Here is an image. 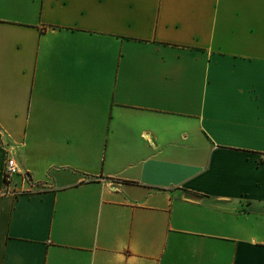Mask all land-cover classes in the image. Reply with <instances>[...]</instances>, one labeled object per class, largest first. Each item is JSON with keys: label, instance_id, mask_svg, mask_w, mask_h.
Masks as SVG:
<instances>
[{"label": "crops", "instance_id": "1", "mask_svg": "<svg viewBox=\"0 0 264 264\" xmlns=\"http://www.w3.org/2000/svg\"><path fill=\"white\" fill-rule=\"evenodd\" d=\"M0 264H264V0H0Z\"/></svg>", "mask_w": 264, "mask_h": 264}, {"label": "built area", "instance_id": "2", "mask_svg": "<svg viewBox=\"0 0 264 264\" xmlns=\"http://www.w3.org/2000/svg\"><path fill=\"white\" fill-rule=\"evenodd\" d=\"M6 153H7V160L5 166V181L6 184L9 185L13 181L15 176L21 174V170L16 158L13 156L11 152V149L6 147Z\"/></svg>", "mask_w": 264, "mask_h": 264}]
</instances>
